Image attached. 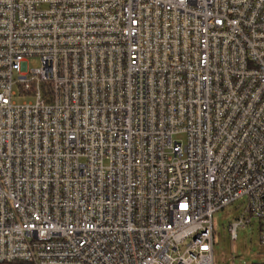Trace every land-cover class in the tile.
<instances>
[{"label":"built area","instance_id":"obj_1","mask_svg":"<svg viewBox=\"0 0 264 264\" xmlns=\"http://www.w3.org/2000/svg\"><path fill=\"white\" fill-rule=\"evenodd\" d=\"M240 199L264 244V0H0V264H214Z\"/></svg>","mask_w":264,"mask_h":264},{"label":"rangeland","instance_id":"obj_2","mask_svg":"<svg viewBox=\"0 0 264 264\" xmlns=\"http://www.w3.org/2000/svg\"><path fill=\"white\" fill-rule=\"evenodd\" d=\"M15 101L22 104L30 99L17 97ZM246 210V199H240L214 214V264H264V244L259 238L258 221L253 220L252 224L240 228L236 241L231 239L230 226L243 219Z\"/></svg>","mask_w":264,"mask_h":264},{"label":"trees","instance_id":"obj_3","mask_svg":"<svg viewBox=\"0 0 264 264\" xmlns=\"http://www.w3.org/2000/svg\"><path fill=\"white\" fill-rule=\"evenodd\" d=\"M14 264H29V263H26V262H18V263H14Z\"/></svg>","mask_w":264,"mask_h":264}]
</instances>
